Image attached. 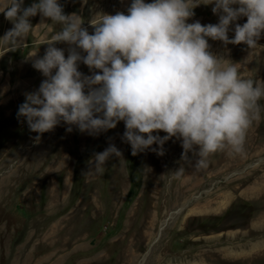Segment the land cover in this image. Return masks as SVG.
I'll use <instances>...</instances> for the list:
<instances>
[{"label": "rangeland", "instance_id": "374dc122", "mask_svg": "<svg viewBox=\"0 0 264 264\" xmlns=\"http://www.w3.org/2000/svg\"><path fill=\"white\" fill-rule=\"evenodd\" d=\"M134 240L264 264V0H0V264Z\"/></svg>", "mask_w": 264, "mask_h": 264}, {"label": "bare ground", "instance_id": "6f19581e", "mask_svg": "<svg viewBox=\"0 0 264 264\" xmlns=\"http://www.w3.org/2000/svg\"><path fill=\"white\" fill-rule=\"evenodd\" d=\"M97 73H100V72H97ZM102 74V73H101ZM104 75V74H103ZM99 76H100V74H99ZM102 76H100L99 78H101ZM107 77V76H106ZM93 78H95V77H93ZM98 78V77H97ZM103 78V77H102ZM135 78V77H134ZM96 80V79H95ZM101 80V79H100ZM116 81V80H115ZM114 81V82H115ZM118 84V83H117ZM106 85V84H105ZM109 85V84H108ZM112 85V84H111ZM122 85V84H121ZM128 85V84H127ZM115 86V85H114ZM104 87V86H103ZM112 87V86H111ZM116 87V86H115ZM114 87V88H115ZM136 88H137V81L134 79V80H132L131 82H130V90H131V92H135L136 91ZM106 89H108L109 90V88H106ZM129 90V91H130ZM120 91H121V89H120ZM108 92V91H107ZM111 92H113V90L111 91ZM115 92H116V90H115ZM107 95V94H106ZM132 95H134L133 93H132ZM103 96V95H102ZM101 96V97H102ZM110 97V96H109ZM111 98V97H110ZM106 100V99H105ZM100 102V101H99ZM104 102V101H103ZM117 102H118V100L117 101H115V103H114V105H116L117 104ZM105 105V104H104ZM134 108H135V106H134ZM105 135V134H104ZM104 137V136H103ZM102 137V138H103ZM101 139V138H100ZM107 143V142H106ZM105 143V144H106ZM104 144V145H105ZM102 145V144H101ZM103 145V146H104ZM58 195V194H57ZM60 196V195H59ZM64 196V195H63ZM63 199V198H62ZM59 202V201H58ZM65 203V202H64ZM64 203H62L63 205H64ZM62 204H61V209H62ZM64 207H65V205H64ZM58 209V208H57ZM68 214V213H67ZM66 217H68V215L66 216ZM69 217H70V215H69ZM68 217V218H69ZM71 219V218H70ZM65 221V220H64ZM63 221V222H64ZM68 222V221H67ZM70 225V224H69ZM61 228V227H60ZM59 230V229H58ZM65 233V232H64ZM135 233V232H134ZM69 235H70V233H68ZM71 234H72V232H71ZM134 235V234H133ZM50 236V235H49ZM65 236H68V235H66L65 234ZM54 237V236H53ZM132 238H133V236H132ZM42 239H45V238H43L42 237ZM41 239V240H42ZM49 239V238H48ZM47 239V240H48ZM61 239V238H60ZM60 239H58V240H60ZM49 241V240H48ZM61 241V240H60ZM135 240L134 241H132V242H130L129 241V244H127V245H125V247H124V249H122V251H121V253L118 255L119 257H118V264H130V260H131V256H132V248L134 247V244H135ZM47 243V242H46ZM59 243H61V246H65V245H67L68 244V241L67 240H65V241H61V242H59ZM38 244H44L45 245V243L43 242V240L39 243L38 242ZM51 244V243H50ZM52 245V244H51ZM56 245V244H55ZM58 245V244H57ZM69 245V244H68ZM123 245V244H122ZM45 246H49V245H45ZM69 247V246H68ZM64 248H66V247H64ZM51 249V248H50ZM58 249V248H57ZM63 248H59L58 250H62ZM20 250V249H19ZM53 252V251H52ZM52 252H50L51 253V255H52ZM54 252H55V249H54ZM57 254V253H56ZM50 255V256H51ZM48 256V255H47ZM53 256V255H52ZM48 259H50V258H47V260ZM113 259V258H112ZM111 259V260H112ZM52 261V260H51ZM116 263V262H115ZM226 264H229V263H226Z\"/></svg>", "mask_w": 264, "mask_h": 264}, {"label": "water", "instance_id": "95a60500", "mask_svg": "<svg viewBox=\"0 0 264 264\" xmlns=\"http://www.w3.org/2000/svg\"><path fill=\"white\" fill-rule=\"evenodd\" d=\"M157 238H158V237H156V238L151 242V244L149 245V249H150V247L152 246V244L157 240ZM149 249H148V251H149ZM147 253H148V252H147ZM147 253H146V254H147ZM146 254H145V256H146Z\"/></svg>", "mask_w": 264, "mask_h": 264}, {"label": "trees", "instance_id": "16d2710c", "mask_svg": "<svg viewBox=\"0 0 264 264\" xmlns=\"http://www.w3.org/2000/svg\"><path fill=\"white\" fill-rule=\"evenodd\" d=\"M131 194H132V191L130 190L129 191V196H128L129 198H131Z\"/></svg>", "mask_w": 264, "mask_h": 264}]
</instances>
